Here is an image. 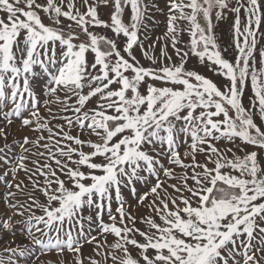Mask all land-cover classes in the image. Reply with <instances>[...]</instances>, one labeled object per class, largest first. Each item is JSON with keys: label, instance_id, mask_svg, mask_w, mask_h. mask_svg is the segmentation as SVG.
Returning a JSON list of instances; mask_svg holds the SVG:
<instances>
[{"label": "snow or ice", "instance_id": "snow-or-ice-1", "mask_svg": "<svg viewBox=\"0 0 264 264\" xmlns=\"http://www.w3.org/2000/svg\"><path fill=\"white\" fill-rule=\"evenodd\" d=\"M0 200V264H264V0H0Z\"/></svg>", "mask_w": 264, "mask_h": 264}, {"label": "rangeland", "instance_id": "rangeland-1", "mask_svg": "<svg viewBox=\"0 0 264 264\" xmlns=\"http://www.w3.org/2000/svg\"><path fill=\"white\" fill-rule=\"evenodd\" d=\"M162 20V18H160ZM163 29V24L161 23L160 28L156 30L155 35H160L161 30ZM5 211V204L2 200H0V212ZM17 220L20 219V217H16ZM12 237H8V239H11ZM16 239H20L19 232H17V235L15 237ZM112 237H109V240L111 241ZM90 250V249H89ZM36 255L39 257L35 261V264H63L65 259H67V264H72L71 256L68 257H57L55 254H40L37 250ZM111 264V261L109 262Z\"/></svg>", "mask_w": 264, "mask_h": 264}]
</instances>
